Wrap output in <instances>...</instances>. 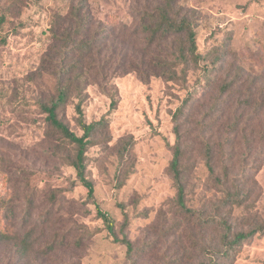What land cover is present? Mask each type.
<instances>
[{
  "label": "rangeland",
  "instance_id": "1",
  "mask_svg": "<svg viewBox=\"0 0 264 264\" xmlns=\"http://www.w3.org/2000/svg\"><path fill=\"white\" fill-rule=\"evenodd\" d=\"M88 1L93 18L113 28L131 22L140 5L155 0ZM180 2L193 11L199 54L198 65L184 80L151 77L144 83L134 73L117 76L113 108L108 94L96 85L86 89V122L107 120L106 127L91 137L86 175L99 209L113 221L109 233L74 168L64 162L63 150L55 149L56 136L48 133L37 106L40 93L53 90V77L43 74L39 79L34 74L32 80L30 76L50 42L54 13L66 11L71 0H0V224L14 228L18 235L33 230L27 251H18L11 242L0 245V264H264L261 138H255L249 160L237 163L246 174L243 187L248 195L242 204L222 205V193L211 180L206 182L202 163L195 178L193 170L187 188V205L193 210L217 208L216 216L226 218L232 231L256 230L230 261L211 257L219 232L194 225L178 211L168 171L175 140L172 115L188 92L199 95L198 76L203 83L220 82L235 73V66H241L246 77L264 71V0ZM206 64L213 65L215 73L201 74ZM72 101L65 117L80 135ZM206 111L200 107V112ZM190 120L185 128L193 141L194 105ZM238 146L237 157L248 156L243 144ZM254 166L259 168L253 170ZM30 201L34 206L30 217H25ZM9 204L14 210L5 209Z\"/></svg>",
  "mask_w": 264,
  "mask_h": 264
},
{
  "label": "trees",
  "instance_id": "2",
  "mask_svg": "<svg viewBox=\"0 0 264 264\" xmlns=\"http://www.w3.org/2000/svg\"><path fill=\"white\" fill-rule=\"evenodd\" d=\"M132 14L131 22L110 28L93 18L88 0H71L66 11L54 13L49 26L50 42L40 56L35 73L30 75L32 80L34 74L39 79L43 74L53 77V90L42 91L37 106L44 114L48 133L56 136L55 149L63 150L64 162L74 168L78 181L87 190V199L96 205L109 233H113V221L99 209L93 183L86 175V151L91 137L98 129L106 127L107 120L101 117L87 123L84 119L87 87L96 85L108 94L113 108L117 103L115 77L134 73L144 83L151 77L184 80L189 69L199 63L194 14L180 0H155L140 5ZM221 57H216V62ZM232 67L230 64V69ZM234 68L235 73L220 82L213 79L203 83L198 76L199 95L188 92L177 106L172 115L175 140L168 164L178 211L194 225L212 227L220 233L219 242L211 246V257H223L227 261L256 230L232 231L226 218L216 216L217 208L210 212L193 210L187 205L186 194L193 170L195 178V170L202 163L207 171L206 182L211 180L222 193L223 206L240 205L248 195L243 187L246 174L237 163L249 160L255 138L264 141V71L246 77L241 66ZM208 70L215 73L213 65L207 64L200 73ZM205 94L207 98L203 97ZM71 100L76 123L82 131L80 135L66 121L65 111ZM193 105L194 140L190 141L191 132L186 130L185 124L191 122ZM201 106L207 111L200 112ZM240 143L248 151V156L243 158L237 157ZM258 168L254 166L253 170ZM33 206L31 201L25 206V217H30ZM14 208L9 204L5 209ZM32 233V228H28L18 235L14 228H2L0 224V245L11 242L18 251H27L31 247ZM123 241L129 250V241ZM196 264L213 263L199 261Z\"/></svg>",
  "mask_w": 264,
  "mask_h": 264
}]
</instances>
